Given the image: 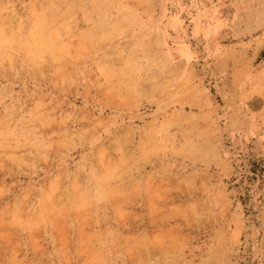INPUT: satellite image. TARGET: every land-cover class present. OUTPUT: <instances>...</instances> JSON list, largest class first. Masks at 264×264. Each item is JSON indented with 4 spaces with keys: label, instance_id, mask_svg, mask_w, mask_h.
Masks as SVG:
<instances>
[{
    "label": "rangeland",
    "instance_id": "rangeland-1",
    "mask_svg": "<svg viewBox=\"0 0 264 264\" xmlns=\"http://www.w3.org/2000/svg\"><path fill=\"white\" fill-rule=\"evenodd\" d=\"M0 264H264V0H0Z\"/></svg>",
    "mask_w": 264,
    "mask_h": 264
}]
</instances>
